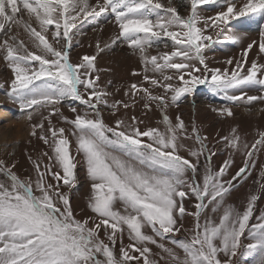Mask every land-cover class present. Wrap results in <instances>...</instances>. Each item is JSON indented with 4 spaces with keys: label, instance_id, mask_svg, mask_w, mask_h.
Returning <instances> with one entry per match:
<instances>
[{
    "label": "snow or ice",
    "instance_id": "6c2138e0",
    "mask_svg": "<svg viewBox=\"0 0 264 264\" xmlns=\"http://www.w3.org/2000/svg\"><path fill=\"white\" fill-rule=\"evenodd\" d=\"M186 2L188 14L180 15L170 6L171 0L167 7L160 0H96L95 4L90 0H0V34L5 37L0 49L13 73L6 95L30 122V135L45 144H49L48 133L52 138L51 155L44 152L36 160L29 155L35 180L20 178L13 170L15 162L0 160V264H139L141 259L142 264H160L161 260L164 264H236L233 258L253 255L255 264H264V212L250 224L258 196L250 195L243 211L225 205L233 181L254 166L256 150L264 147V131L251 145L241 140L236 128L221 137L229 158L214 169L216 152L205 143L207 137H202L195 125L189 135L182 117L177 114L173 121L167 113L170 106H178L181 98L205 84L231 102H264V64L254 59L245 67L254 45L259 48L258 55L264 54V0ZM206 5H220L221 10L204 17L199 9ZM24 12L29 19L34 17L41 31L18 18ZM102 15L111 16L118 27L112 44L126 41L138 51L145 65L143 81L149 87L133 83L130 89L133 96L143 93L144 109L151 110L154 105L160 112L162 128L141 129L143 121L135 116L127 123L123 119H116L112 126L105 123L101 105L111 108L115 115L118 107L128 109L129 104L120 100L108 103L109 93L99 88V75H94L96 56L85 54L72 61L74 30ZM239 18H257L259 41L249 43L240 58H228L225 68H210L204 55L216 42L210 33L215 31L219 39ZM13 25H23L42 54L29 51L18 41L12 34ZM50 29L59 47L41 34ZM228 39L240 42L242 36L232 34ZM166 40L171 41L170 52L151 57L146 54L148 48L159 47ZM96 47L103 51L99 41ZM133 74H137L135 70ZM174 79L178 85L172 83ZM241 84L259 86L262 94H228ZM156 87L162 88L163 94L150 91ZM66 101L79 102L84 110L78 111L76 104L69 103L74 114L69 119L59 107ZM42 109L48 110L47 116ZM214 110L233 115L229 107ZM34 113L41 114L37 123H31ZM55 114L72 126L76 154L84 157L91 180L88 208L94 216L83 220L74 214L70 201L77 183L71 141L63 127L52 125L50 117ZM181 139H194L198 145L187 149L190 158L180 155L186 148ZM233 152L243 154V166L225 180ZM193 198L195 211H189L185 200ZM209 211L222 214L215 220ZM186 216L194 218L191 229L182 223ZM101 229L107 243L100 237ZM125 234L128 245L124 244ZM242 237L251 242L244 243ZM118 239L119 254L115 249ZM149 245L160 250L159 259L150 258L157 254Z\"/></svg>",
    "mask_w": 264,
    "mask_h": 264
},
{
    "label": "rangeland",
    "instance_id": "374dc122",
    "mask_svg": "<svg viewBox=\"0 0 264 264\" xmlns=\"http://www.w3.org/2000/svg\"><path fill=\"white\" fill-rule=\"evenodd\" d=\"M92 4L96 3V0H90ZM166 7L169 6V0H160ZM172 7H175L180 15L188 14V6L186 0H171ZM221 10L220 5H206L199 9L202 16H213L217 11ZM18 18L29 21L37 31H41L39 24L35 21L34 17L29 19L26 12L18 14ZM203 27V25H201ZM73 39L70 56L73 62L79 60L80 57L87 55L96 56L95 67L96 72L94 75H99L98 86L100 89L105 90L109 95L106 97L109 104L116 100L123 101L129 104L128 109L118 107L116 114L113 115V110L108 107L100 106V110L103 114L105 123L112 126L116 119H123L126 123L132 116L142 120L140 124L141 129L146 127H160L163 125L160 123L162 116L160 112L153 105L151 110L144 109L143 93L139 92L133 96L130 89L131 84L143 85V87H149L148 83L143 81L145 75V65L141 63L139 53L136 50L130 48L126 41H118L115 45L112 44V40L118 34V27L114 22V19L108 15H102L96 20H87L78 25V30ZM17 36L18 41H22L29 51L35 52L37 55L42 54L40 49L35 47L33 37L25 30L23 25L17 27L13 25V33ZM45 35L49 43H52L54 47H59L51 35V29L49 32H42ZM215 43L211 44L205 49L204 55L206 63L210 68H225L228 58H240L243 49L251 43L253 40L259 41V22L257 18H239L231 22L227 31L222 34L219 39L216 38V32L210 33ZM232 34H238L242 36L240 42H233L228 37ZM5 37L0 34V42ZM97 41L100 43V47L103 51H98L96 45ZM38 43V41H36ZM167 43V47H165ZM165 43H161L159 47L153 46L146 50V54L151 57L153 55L160 56L164 52H170L171 41L166 40ZM259 48L254 45L253 49L248 53V64L250 66L252 60H257L259 64H264V54H259ZM4 51L0 49V115L13 114L17 121V125H9L7 119L0 116V160H5L9 164L15 162V168L13 169L17 175L24 179L31 177L32 180L36 179V172L33 167L32 161L29 160L31 155L32 160H36L42 153L48 152L51 155L50 144L52 138L48 133L49 144H45L43 140L37 136L30 135L29 121L26 119L25 114H22L18 106L8 98L6 95L9 90L10 81L13 78L11 69L7 67V62L3 59ZM137 73L133 74V71ZM148 75H153L149 72ZM169 75H174L172 72H168ZM159 78V76H158ZM187 78V76H186ZM174 85H178L179 81L173 80ZM126 90L128 95H125ZM83 91V89H82ZM153 91L156 95L163 94V89L156 87ZM197 92V93H196ZM247 93L248 95H261L259 86H250L247 84L237 85L236 88L229 90V95H240L241 93ZM196 93V95L194 94ZM86 95V94H85ZM69 103L76 104L78 111H83V106L79 105V102H63L59 107L63 116L69 119L74 118V114L70 111ZM223 107H229L232 110L233 115L227 116L221 114L214 109H220ZM3 111V112H2ZM41 112L44 116L48 115V110L42 109ZM167 113L173 121L179 114L185 122L189 135H191L192 126L195 125L199 130L202 137H207L205 143L209 149L216 152V155L212 158V167L218 169L225 159L229 158V150L226 149L225 144L220 140L221 137H226L231 134V130L236 128L242 141L251 145L255 140L259 138V132L264 131V102L254 101L251 104L246 103L244 100L239 102H231L224 98V95L216 94L205 85H199L192 94L181 98V101L177 105H172L167 109ZM7 118V117H6ZM41 119L40 113H34L31 123H37ZM52 125L55 128L63 127L65 129V135L71 141L70 151L74 157V161L77 165V183L71 190L70 201L78 219L83 220L85 217L94 216V214L88 208V198L91 195V180L86 171V163L82 155L76 154V141L75 137L70 135L72 126L61 119L59 114L52 115L50 117ZM21 122V123H20ZM16 123V122H15ZM20 123V125H18ZM48 124L45 121V130ZM39 132V130H37ZM186 148L180 151V155L189 157L187 151L188 148L197 147L194 139H181ZM231 159L233 161L232 166L229 168L224 179L229 180L239 167L243 166L244 156L240 152H233ZM255 161L254 166L249 168V171L243 176L233 181V187L229 194L225 197V205H232L237 210L243 211L247 205L250 195L255 194L258 196V200L255 204V210L253 217L250 220L251 223L256 222V217L264 212V147H259L256 150V155L253 157ZM203 161V157H201ZM43 163L47 164V157L43 158ZM81 168V169H80ZM54 170H57L54 167ZM80 170H83V179L79 177ZM203 171V170H201ZM2 178V177H0ZM48 182L54 183L51 177H47ZM61 191L67 192V188H62ZM39 194V193H37ZM194 198L191 200H185V207L189 211H195L193 208ZM120 205H117L119 208ZM222 213L212 214L210 211L208 215L213 219L218 220L219 215ZM184 228L191 229L194 226V218L186 216L182 221ZM91 226V225H90ZM246 236V234H245ZM101 239H104L107 243L103 229L100 231ZM244 243L251 241L242 237ZM167 246L172 247L167 240L163 241ZM130 243L127 234L124 236V244ZM119 239L115 246L117 254L120 249ZM155 255L150 258H160V250L154 245H149ZM179 251V250H178ZM132 255H139L138 253H130ZM182 255V253H181ZM221 254V259H223ZM236 264H255L256 257H235L233 258ZM130 264H138L137 261H132ZM142 264V259L139 262ZM160 264H164L161 260Z\"/></svg>",
    "mask_w": 264,
    "mask_h": 264
},
{
    "label": "bare ground",
    "instance_id": "6f19581e",
    "mask_svg": "<svg viewBox=\"0 0 264 264\" xmlns=\"http://www.w3.org/2000/svg\"><path fill=\"white\" fill-rule=\"evenodd\" d=\"M3 112V111H2ZM2 118H5V119H7L8 120V122H9V125H17V121H16V119L14 118V117H12L13 116V114H5L4 112L2 113V115H0ZM7 117V118H6ZM16 122V123H15ZM21 123V122H20ZM20 123H18V125H20ZM21 126V125H20ZM81 169V168H80ZM80 172V174H79V177L81 178V180H84L83 179V170H80L79 171Z\"/></svg>",
    "mask_w": 264,
    "mask_h": 264
}]
</instances>
